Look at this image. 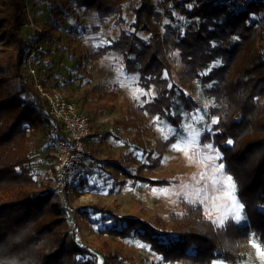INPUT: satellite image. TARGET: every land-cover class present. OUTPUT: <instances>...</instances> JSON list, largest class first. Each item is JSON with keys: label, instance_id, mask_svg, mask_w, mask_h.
Instances as JSON below:
<instances>
[{"label": "trees", "instance_id": "trees-1", "mask_svg": "<svg viewBox=\"0 0 264 264\" xmlns=\"http://www.w3.org/2000/svg\"><path fill=\"white\" fill-rule=\"evenodd\" d=\"M128 1L135 2L133 19L125 27ZM45 2L53 25L40 31L27 26V0H0V43L12 47L0 57V264L129 261L127 255L111 249H106L99 261L88 243L79 245L67 209L72 208L58 201L52 189L54 170L52 178H39L37 171L39 160L32 148V135L47 132L57 121L34 83L27 54L35 50V65L38 53H42L41 44L59 28L72 2L102 18H119L118 36L105 49L122 56L125 70L137 73L142 87L154 89V98L128 114L126 125L129 121L136 125L139 115L145 114L180 127L185 111L192 115L201 109L193 93L201 87L209 111L200 145L206 152L217 151L225 171L235 181L248 217L245 224L230 218L219 226L197 203L188 202L184 209L171 211L167 221L159 215L123 216L101 203L91 204L104 220L113 221L103 231L121 237L133 234L173 264H213L217 258L236 264L247 257L242 248L251 234L264 245V43L250 13L262 12L264 0H251L250 12L216 0ZM175 66L182 67L180 73ZM9 70L11 79L6 74ZM10 80L14 82L12 93L8 91ZM43 83L55 85L53 80ZM132 159L124 157L121 163L111 164L124 175L152 185L168 182L164 177L151 180L141 175L144 167L157 163L130 167ZM54 164L53 156V168ZM79 216L87 219L89 211L81 210Z\"/></svg>", "mask_w": 264, "mask_h": 264}, {"label": "rangeland", "instance_id": "rangeland-1", "mask_svg": "<svg viewBox=\"0 0 264 264\" xmlns=\"http://www.w3.org/2000/svg\"><path fill=\"white\" fill-rule=\"evenodd\" d=\"M27 1L29 22L34 24L28 28H38L40 31L44 26L50 28L53 21L45 0ZM133 2L126 4L125 27L133 19ZM73 5V2L70 3L69 11L67 9L66 16L48 42L41 44L42 53H38L35 67L42 80H53L65 97L75 101L78 108L87 114L91 124L87 149L92 154L81 167L80 177L71 176L72 183L67 189V201L75 211L71 225L77 243H88L99 261L103 260V252L111 249L127 255L129 261L126 264L131 261L173 264L165 262L150 245L133 234L121 237L104 232L103 229L112 225L113 221L104 220L100 213L90 208L91 204L96 203L110 207L123 216L149 218L159 215L167 221L171 211L182 210L186 203L191 202L205 207L206 213L219 226L230 218L239 224L247 223L248 217L237 195L235 181L225 171L217 151L206 152L200 145L209 111V102L201 87L193 89L201 109L192 115L185 111L180 127L145 114L139 115L136 125H130L131 121L126 125L128 114L154 98V89L142 87L138 74L125 70L122 56L113 49H105L118 36L121 28L119 18H102L96 12ZM250 13L257 22L258 38L264 43V10ZM11 49V46L0 43V57L7 55ZM174 69L180 73L182 67L175 66ZM6 74L11 79L12 71ZM45 85L49 87V83ZM13 87L14 82L10 80V93L14 91ZM100 135L101 139H96ZM31 140L39 160V178H52L54 155L47 143L46 131L33 134ZM124 157L133 158L129 161L130 167L157 163L151 168L144 167L141 175L151 180L164 177L168 182L152 185L148 180L124 175L111 164L112 161L121 163ZM221 164L222 170L219 168ZM228 177H231L234 185L231 194ZM84 179H87L86 183L81 182ZM81 210L89 211L87 219L79 216ZM237 210L239 221L235 219ZM242 251L247 257L236 264L264 262V257L260 255L264 245L254 234H251ZM213 264L232 263L217 258Z\"/></svg>", "mask_w": 264, "mask_h": 264}, {"label": "built area", "instance_id": "built-area-1", "mask_svg": "<svg viewBox=\"0 0 264 264\" xmlns=\"http://www.w3.org/2000/svg\"><path fill=\"white\" fill-rule=\"evenodd\" d=\"M229 8L245 11L251 10V0H216ZM28 27L34 26L29 22ZM35 50L27 54L28 69L33 75L34 83L46 98L51 114L56 118L57 125L46 132L47 142L52 147L55 158L54 182L52 189L60 202L67 207V189L70 187V179L73 175L80 177V169L86 163V159L92 153L87 149V141L91 132V124L87 114L78 108L75 101L64 96L55 85L46 87L38 75L33 57ZM68 209L74 220L75 211ZM76 230V229H75Z\"/></svg>", "mask_w": 264, "mask_h": 264}, {"label": "snow or ice", "instance_id": "snow-or-ice-1", "mask_svg": "<svg viewBox=\"0 0 264 264\" xmlns=\"http://www.w3.org/2000/svg\"><path fill=\"white\" fill-rule=\"evenodd\" d=\"M215 122H216V121H213V123H215ZM229 143H232V142L229 141ZM219 168L222 170L223 165L221 164V165L219 166ZM227 180H228L229 185H230V189H229V191H230V194H231V192L234 191V185H232V183H231V177H228ZM233 204H234V206H235V204H236L234 197H233ZM239 207H242V205H240ZM235 219H236L237 221L240 220L239 210H237V212H236ZM221 223H222V221H221ZM260 255H261L262 257H264V251H262V252L260 253ZM262 264H264V262H262Z\"/></svg>", "mask_w": 264, "mask_h": 264}, {"label": "crops", "instance_id": "crops-1", "mask_svg": "<svg viewBox=\"0 0 264 264\" xmlns=\"http://www.w3.org/2000/svg\"><path fill=\"white\" fill-rule=\"evenodd\" d=\"M96 139H101V135L100 136H97Z\"/></svg>", "mask_w": 264, "mask_h": 264}]
</instances>
